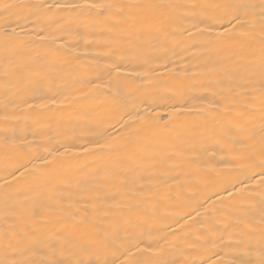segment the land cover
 Returning a JSON list of instances; mask_svg holds the SVG:
<instances>
[{"label":"bare ground","instance_id":"1","mask_svg":"<svg viewBox=\"0 0 264 264\" xmlns=\"http://www.w3.org/2000/svg\"><path fill=\"white\" fill-rule=\"evenodd\" d=\"M86 3L172 7L126 20L72 7ZM224 4L261 0H0V233L15 258L85 231L116 236V264L233 258L229 237L264 211L246 150L264 110L259 17L254 38L221 39L231 25L209 6Z\"/></svg>","mask_w":264,"mask_h":264},{"label":"snow or ice","instance_id":"2","mask_svg":"<svg viewBox=\"0 0 264 264\" xmlns=\"http://www.w3.org/2000/svg\"><path fill=\"white\" fill-rule=\"evenodd\" d=\"M15 5H4L5 11ZM73 9L83 8L88 11L94 9H104L106 11L116 10L120 16L126 20H139L142 14H147L154 9L162 7H172L171 5L160 4H85L82 6L74 5ZM214 9H223L219 17L215 18L216 24L223 25L225 22L231 27H224L220 33L221 39H231L235 36H244L254 38L257 33V21L253 20V16H258L259 36L261 47L259 55L253 64L258 69V83L262 110H264V0H261L260 11H255V5H211ZM241 9H247L241 14ZM247 29L248 31H240ZM213 26L210 25L208 31L211 32ZM39 55V54H38ZM255 55V54H254ZM253 75H257L254 69ZM253 83L256 81L253 80ZM36 90H41L44 85L41 81L36 82ZM248 159L251 162L247 168L252 173L249 177L255 180L257 184L264 187V128L262 135L258 141V148L249 145L246 149ZM242 183V182H241ZM247 186H245V189ZM241 189V191H245ZM95 211V209H94ZM242 215L246 213L241 212ZM107 215L106 213L101 214ZM87 216V213H85ZM103 219L97 220L93 217V223H102ZM241 231L236 233V239L229 237V242L225 246L228 248L235 247V251L231 253V259L221 258L218 264H264V211H262L259 222L240 221ZM123 247L115 235L109 237L99 231H85L82 233H71L67 236L54 235L53 238L42 242L43 249L46 250L44 258L39 261L29 259H18V253L13 243V235L8 231L0 233V264H116L115 261H109L103 257L105 250L110 247ZM138 247V245H136ZM139 250V249H138ZM148 251H151L149 248ZM125 255H132L130 250L125 252ZM103 257V258H102ZM120 264H167L164 260L157 261H120Z\"/></svg>","mask_w":264,"mask_h":264}]
</instances>
